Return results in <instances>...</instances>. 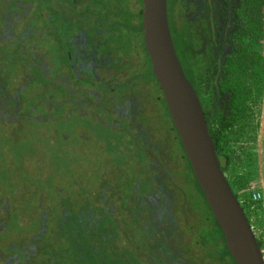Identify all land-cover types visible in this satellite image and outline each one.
<instances>
[{"label": "rangeland", "instance_id": "374dc122", "mask_svg": "<svg viewBox=\"0 0 264 264\" xmlns=\"http://www.w3.org/2000/svg\"><path fill=\"white\" fill-rule=\"evenodd\" d=\"M176 2L167 0L172 28L178 23ZM49 4L55 7L56 0H14L2 13L7 24L0 32V264H75L73 257L81 264H163L167 244H155L154 229L138 221L139 207L161 190L153 156L135 140L147 124L130 126L114 112L116 104L104 115L102 101L79 105L83 87L76 95L65 93L72 91L71 81L52 64L59 46L45 34ZM38 8L39 29L32 19ZM18 13L25 14L23 24H16ZM245 43L262 62L248 81L247 117L223 132L222 153L228 156L224 174L264 258V22L259 37ZM23 61L38 66L45 61L48 74L32 64L29 70ZM153 94H142L143 103L152 126L159 127L160 104ZM223 116L229 117L228 109L212 115L211 129H218ZM255 192L260 200L252 199ZM200 232L197 228L192 241ZM198 249L214 254L204 264H221L215 257L219 246L200 243Z\"/></svg>", "mask_w": 264, "mask_h": 264}, {"label": "flooded vegetation", "instance_id": "af4514ba", "mask_svg": "<svg viewBox=\"0 0 264 264\" xmlns=\"http://www.w3.org/2000/svg\"><path fill=\"white\" fill-rule=\"evenodd\" d=\"M176 3L182 22L179 28L180 37L184 36L181 38L183 54L180 64L200 100L208 123L211 124L213 114L222 116L227 110L228 92L220 90V87L226 80V61L234 51L232 36L235 29V0H177ZM13 5L14 0H0V32L7 24L2 13ZM99 5L94 0H56L55 7L52 4L48 6L49 17L46 18L45 34L59 46L55 62L52 63L51 59V63L55 64V69L59 72L67 73L71 81L72 91L68 88L65 93L73 92L76 95L79 92L76 89L83 87L84 92L77 101L79 105L84 102V105L89 106L102 101L104 111L100 112L104 115L106 111L112 112L113 107L110 106L116 104L118 109L114 112L127 117L130 126L147 124V129L155 127L157 130L153 132L164 133L163 119L157 118L161 128L152 126V114L143 103L145 96L142 97V94H148L151 90L160 105L162 99H158L155 83L144 77V62H140L134 47L137 42L135 36L131 38L132 33L122 29L119 15L104 17L102 13L95 11ZM91 11L95 13L91 14ZM41 13L38 8L32 14L33 28L39 29ZM23 16V13L17 14V25L24 23ZM68 23L74 24V34H70V38L67 34ZM2 41L14 47L10 39L2 38ZM63 44L66 45L65 48ZM15 52H12L14 56ZM6 59L8 58L4 61ZM25 64L29 70H39L40 67L43 74H48L45 61L40 66L33 61H23L22 65ZM161 110L162 115L163 109ZM148 123L151 127H148ZM139 134H143V131Z\"/></svg>", "mask_w": 264, "mask_h": 264}, {"label": "trees", "instance_id": "16d2710c", "mask_svg": "<svg viewBox=\"0 0 264 264\" xmlns=\"http://www.w3.org/2000/svg\"><path fill=\"white\" fill-rule=\"evenodd\" d=\"M94 1L100 4L95 11H99L104 17L112 14L116 17L119 15L122 29L132 33L131 38L135 36L137 42L134 47L138 52L140 62H144V77L155 83L154 85L158 89V99H162L158 115L164 121V127H162L164 133L153 132V130H157L153 127L151 130L147 129L146 133H137L138 137L135 136V140L143 142L144 150L149 152L148 155L153 156L155 183L161 187L159 194L153 197L148 196L145 203L148 207L142 205L139 207L140 212L138 213L140 218L138 221L145 224L146 229H154L153 240L155 244H167L168 249L161 254L159 260H162L163 264H204L214 254H204L198 249V245L208 243L213 248L219 246L221 253L215 257L221 264H237L225 245L223 233L215 221L194 176L164 103L161 90L151 72L149 59L142 42L141 0ZM95 11H91V14ZM234 11L235 29L232 36L234 51L226 61V80L220 87V90L228 92L226 105L229 110V117H222L218 129H211V125L206 119L223 171L228 162V156L222 153L223 143H225L223 132L228 130L233 123L245 121L248 108L247 101L251 94V86L248 81L262 62L261 55L251 51L245 41L257 39L260 35L264 22V0H235ZM177 18L178 23L173 28L169 20L168 23L177 58L182 64V49H179L180 46L176 41L180 42L182 46L181 38L184 36L181 35L182 37H180L181 17L177 15ZM172 30L174 31L173 36ZM161 109H163L162 115ZM156 136H158L157 139ZM128 215L130 219H133L132 212H129ZM141 217L144 218V221ZM75 223H80V220H76ZM197 228L201 229L200 236L197 240L192 241ZM139 229L143 228L138 227L137 230ZM202 255L205 256L201 258ZM206 258L209 259L206 260ZM73 260L75 264H81L80 258L73 257Z\"/></svg>", "mask_w": 264, "mask_h": 264}, {"label": "water", "instance_id": "95a60500", "mask_svg": "<svg viewBox=\"0 0 264 264\" xmlns=\"http://www.w3.org/2000/svg\"><path fill=\"white\" fill-rule=\"evenodd\" d=\"M143 44L204 198L237 264H264L260 244L220 166L200 100L177 58L166 0H141Z\"/></svg>", "mask_w": 264, "mask_h": 264}, {"label": "built area", "instance_id": "2783aa9c", "mask_svg": "<svg viewBox=\"0 0 264 264\" xmlns=\"http://www.w3.org/2000/svg\"><path fill=\"white\" fill-rule=\"evenodd\" d=\"M252 196H253L252 199H253L254 201L260 200V198H261V194H260L259 192H255V193H253Z\"/></svg>", "mask_w": 264, "mask_h": 264}]
</instances>
